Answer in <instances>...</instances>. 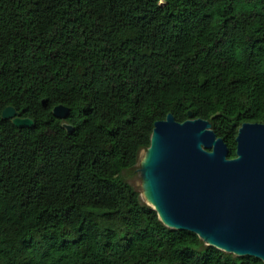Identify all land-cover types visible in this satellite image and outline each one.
Masks as SVG:
<instances>
[{"label":"trees","instance_id":"obj_1","mask_svg":"<svg viewBox=\"0 0 264 264\" xmlns=\"http://www.w3.org/2000/svg\"><path fill=\"white\" fill-rule=\"evenodd\" d=\"M189 111L229 157L264 123V0H0V264H264L166 226L129 181L155 121Z\"/></svg>","mask_w":264,"mask_h":264},{"label":"water","instance_id":"obj_2","mask_svg":"<svg viewBox=\"0 0 264 264\" xmlns=\"http://www.w3.org/2000/svg\"><path fill=\"white\" fill-rule=\"evenodd\" d=\"M53 113L64 119L70 108L58 104ZM2 116L19 127L34 124L12 105ZM235 139L236 156L229 157L208 119L180 122L168 113L155 121L139 167L142 192L165 225L192 231L225 252L264 261V123H242Z\"/></svg>","mask_w":264,"mask_h":264},{"label":"rangeland","instance_id":"obj_3","mask_svg":"<svg viewBox=\"0 0 264 264\" xmlns=\"http://www.w3.org/2000/svg\"><path fill=\"white\" fill-rule=\"evenodd\" d=\"M164 1H161V4H163ZM145 152L143 151L140 155V160L142 161L143 159V156H144ZM141 161L139 162V166L138 168L140 167L141 165ZM136 168L135 170H132L131 173H130V177H129V181L133 184V186L142 191V176H141V173L139 171V169Z\"/></svg>","mask_w":264,"mask_h":264},{"label":"clouds","instance_id":"obj_4","mask_svg":"<svg viewBox=\"0 0 264 264\" xmlns=\"http://www.w3.org/2000/svg\"><path fill=\"white\" fill-rule=\"evenodd\" d=\"M64 105H65V104H64ZM190 118H192V116H190ZM197 118H198V117H197ZM164 119H165V118H164ZM161 120H162V119H161ZM176 120H177V119H176ZM177 121H178V120H177ZM184 121H185V120H184ZM180 122H181V121H180ZM182 122H183V121H182ZM210 122H211V121H210ZM243 123H244V122H243ZM66 125H68V124H66ZM66 125H65V126H66ZM153 128H154V127H153ZM238 128H239V127H238ZM152 131H153V130H152ZM237 131H238V130H237ZM151 135H152V134H151ZM150 143H151V142H150ZM149 146H150V145H149ZM227 146H228V145H227ZM146 150H147V149H144L143 151L145 152ZM228 150H229V149H228ZM143 151H142V152H143ZM142 152H141V153H142ZM140 155H141V154H140ZM144 155H145V154H144ZM143 157H144V156H143ZM140 159H141V158H140ZM140 161H141V160H140ZM140 161H139V162H140ZM138 166H139V163H138ZM138 169H139V168H138ZM141 196H142V191H141ZM142 198H143V197H142ZM143 200L147 203V201H146L144 198H143ZM147 204H148V203H147ZM148 205H149V204H148ZM150 206H151V205H150ZM151 207H152V206H151ZM156 212H157V211H156ZM157 214H158V213H157ZM158 217H159V216H158ZM159 219H160V218H159ZM160 220H161V219H160ZM166 226H167V225H166ZM168 227H169V226H168ZM170 228H172V227H170ZM234 255H235V254H234Z\"/></svg>","mask_w":264,"mask_h":264},{"label":"bare ground","instance_id":"obj_5","mask_svg":"<svg viewBox=\"0 0 264 264\" xmlns=\"http://www.w3.org/2000/svg\"><path fill=\"white\" fill-rule=\"evenodd\" d=\"M142 197L144 198V199H146V197H145V195H144V193L142 192Z\"/></svg>","mask_w":264,"mask_h":264}]
</instances>
